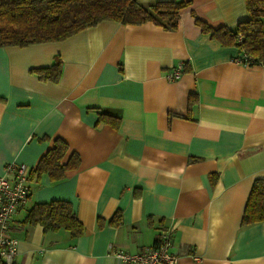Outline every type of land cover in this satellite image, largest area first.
I'll return each mask as SVG.
<instances>
[{
  "label": "crops",
  "instance_id": "1",
  "mask_svg": "<svg viewBox=\"0 0 264 264\" xmlns=\"http://www.w3.org/2000/svg\"><path fill=\"white\" fill-rule=\"evenodd\" d=\"M184 1L172 30L104 19L61 40L0 46V175L10 162L35 168L56 138L64 160L80 158L58 180L29 173L10 221L14 264H128L114 251L150 247L166 228L175 264H264V221L241 224L264 179V64L237 61L239 47L195 23L234 27L250 15L244 0ZM57 58L59 77H41ZM57 199L82 223L78 236L25 221L33 203Z\"/></svg>",
  "mask_w": 264,
  "mask_h": 264
},
{
  "label": "trees",
  "instance_id": "2",
  "mask_svg": "<svg viewBox=\"0 0 264 264\" xmlns=\"http://www.w3.org/2000/svg\"><path fill=\"white\" fill-rule=\"evenodd\" d=\"M249 18L234 27L213 28L195 19L202 32L218 40L222 45H235L244 54L242 61L248 64H264V0H244ZM189 4L184 0L157 1L143 5L137 0H0V46L27 45L31 43L61 40L79 30L113 19L124 24L152 22L164 29L177 27L179 9ZM59 58L48 67L38 68L41 77L55 80L59 77ZM191 102V99H190ZM97 122L117 127L119 117L99 112ZM68 144L61 138L38 160L30 175L39 178L46 173L51 180L62 178L67 170L75 169L80 158L71 152L66 160ZM25 221L40 224L43 231L68 230L72 237L82 233L83 225L76 217L70 202L51 200L33 203ZM264 221V179L256 178L248 194L241 217V224ZM110 222L119 223V218Z\"/></svg>",
  "mask_w": 264,
  "mask_h": 264
},
{
  "label": "built area",
  "instance_id": "3",
  "mask_svg": "<svg viewBox=\"0 0 264 264\" xmlns=\"http://www.w3.org/2000/svg\"><path fill=\"white\" fill-rule=\"evenodd\" d=\"M244 57L247 56L242 55L237 61ZM182 69L183 63L178 61L167 77L178 78ZM30 170L24 163L10 162L0 175V264H14L18 240L10 233V221L18 208L28 201ZM172 232L173 228L162 229L152 246L134 253L115 250L114 255L128 264H175V256L169 251Z\"/></svg>",
  "mask_w": 264,
  "mask_h": 264
}]
</instances>
